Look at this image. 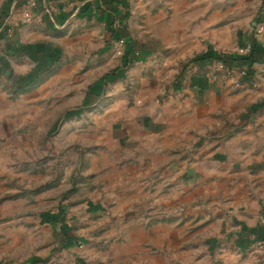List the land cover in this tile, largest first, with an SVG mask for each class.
<instances>
[{
  "label": "rangeland",
  "instance_id": "1",
  "mask_svg": "<svg viewBox=\"0 0 264 264\" xmlns=\"http://www.w3.org/2000/svg\"><path fill=\"white\" fill-rule=\"evenodd\" d=\"M143 6L129 34L134 52L127 65L125 39L113 36L104 52L101 20L94 18L95 33L79 38L76 51L62 50L66 42L49 39V26L34 22L43 30L34 62L26 63L25 33H13L23 23L9 9L0 12V44L20 50L6 53L8 60L18 56L17 65L0 66L1 220H21L36 242L55 240L43 264H264L260 236L251 233L244 248L236 241L244 222L264 211V53L247 66L253 78L242 84L203 57L234 56L247 43L264 50V0H145ZM91 39L96 49L87 48ZM146 54L147 63L160 66L140 61ZM143 66L162 71L156 114L149 116L155 124L138 113ZM120 72L125 78H117ZM202 75L224 85L204 106L209 113L192 110L188 96L190 81ZM135 152L143 162L130 161ZM238 162L252 172L236 170ZM48 212L56 216L57 236L41 228ZM19 248L18 264L31 252L27 244Z\"/></svg>",
  "mask_w": 264,
  "mask_h": 264
},
{
  "label": "crops",
  "instance_id": "2",
  "mask_svg": "<svg viewBox=\"0 0 264 264\" xmlns=\"http://www.w3.org/2000/svg\"><path fill=\"white\" fill-rule=\"evenodd\" d=\"M147 1V0H146ZM149 1V0H148ZM51 3L54 7L55 13L57 15V25L48 22L47 17L42 21L43 24H46L44 31L45 34H47V37L49 36V39H56L60 40L62 42H66L62 44V50H67L68 48L72 49L74 48V51L81 50L79 47V38H86V36L92 35L95 33L94 26L98 23L96 20H93L91 18L101 20V28L103 32V36H105V40L107 43H103L104 52L110 51L111 45L117 40L116 38H119L120 36L123 37L126 41L129 40V34L131 32V28L135 27L136 24L140 22L141 13L144 12L145 6L143 4L145 3V0H51ZM143 6V7H142ZM19 6L15 4V0H0V12L4 9H9L12 14L19 15ZM22 25V26H21ZM19 27H13V33L18 34L24 32L26 38H27V44L24 46V50H26V57L28 58V62L31 63L34 62L32 59L35 57L36 47H35V38L37 34H39L43 29L40 30L42 26H38V23H33L29 25L21 24ZM51 26V27H50ZM59 28L61 29V34H57L54 30ZM17 28V29H16ZM10 30V29H9ZM0 34H5L3 31ZM80 34H77L79 33ZM83 32V33H81ZM57 35V36H56ZM116 37V38H113ZM247 35H245L246 37ZM248 38H245L250 41ZM80 41V40H79ZM81 43V42H80ZM87 48L89 50L96 49L98 44H95L92 42V39L88 42ZM71 44H74L72 46ZM63 45L66 49H63ZM21 46V45H20ZM54 47V46H53ZM19 48V46H18ZM18 48L11 47L10 43H1L0 44V66H4L3 62L9 61L10 64L14 62V64H18L19 59L18 56L14 57L15 55L10 56V60H8L7 54H20V50ZM125 47L122 49V52L124 51ZM18 50V51H15ZM64 53H67L66 51ZM75 53V52H74ZM73 55V54H72ZM4 56H6L4 58ZM73 57H77L76 53ZM147 54L145 55V58H141L144 63H147L146 61ZM259 58V55H257ZM261 60V59H260ZM65 61V60H64ZM73 61H76L73 60ZM8 63V62H7ZM79 61L75 62L74 64H78ZM93 63V62H91ZM122 66V65H121ZM160 66L158 63L156 64H149V67H158ZM148 67V66H147ZM147 67L143 66L142 68L144 70H140L139 76L141 77V88H140V103L141 104V110H139V115L142 112L144 114V117H148L147 119L150 121V124H155L158 120L154 119V122L151 123V115L156 114V107L157 103L154 102L155 95L157 94L159 90V84L161 79L162 71L158 70L157 73L154 71L148 72L149 69H146ZM143 72V73H142ZM120 76V77H119ZM125 78L123 74L118 73L117 78ZM219 77V76H218ZM134 78V75H130L128 78H126L127 82L129 81L133 82L132 79ZM202 78V79H201ZM130 79V80H129ZM213 80L210 78H205V76L200 77H193L191 84L189 86L191 87L190 93L188 92L189 100L192 103L193 108L192 110H196L197 112L199 110H203V113H209L208 107H204L207 104L210 105V99L212 97H215L216 94L222 93V88L224 85L221 83V78H218L217 80ZM95 83H97L94 86V90H92L93 96H97V94L100 93V88L98 89V83H103L102 77L99 78ZM196 84V85H195ZM197 87L198 89L193 90V88ZM215 92H214V90ZM131 91V88H130ZM218 91V93H217ZM130 93V92H129ZM223 94V93H222ZM138 103V102H137ZM12 103H10L11 105ZM139 105V104H138ZM97 104L91 103V110L93 108H96ZM140 107V106H138ZM137 107V108H138ZM206 110V111H205ZM165 111V110H164ZM168 110L164 114H167ZM146 115V116H145ZM160 118V117H159ZM140 118L138 119V121ZM137 122V119L134 120ZM162 120H160V123ZM171 123L169 122V125ZM145 129V128H144ZM92 130V128H91ZM130 139H132V136L130 135ZM131 144V141L129 142ZM133 156H129L130 161L134 163H141L144 159L141 158V155H137V152L131 154ZM128 158V159H129ZM87 159V157H86ZM85 159V160H86ZM228 159L225 157V160ZM146 160V159H145ZM226 162V161H225ZM239 163V162H238ZM243 163H239L234 168L236 170H242L245 168V171H250L247 166L242 167ZM238 166V167H237ZM242 170L241 172H243ZM19 174V173H17ZM14 176V177H13ZM11 179H18L19 176L16 174H11ZM4 178L0 175V194L4 193ZM12 187L10 189V192H12ZM16 191L15 193H17ZM3 208L0 206V264H18V257L19 255L17 252H15V248L20 249L19 246L22 244H27L28 248H30L31 252L28 253L27 257L23 258V262L20 264H43V259L45 256H51L54 251L53 238L50 237V239L46 238L44 236L42 241L36 242L35 239L29 234L30 231L25 230L24 226L22 225L21 220L18 219H10L7 220L6 224H3L2 216H3ZM44 214V213H43ZM48 218L49 220L45 221H39L41 224V228H44L45 232H53L55 236L58 234L55 232L56 229H58L56 216L53 212H48ZM261 215V214H260ZM51 222V223H50ZM244 222V221H243ZM29 223V222H27ZM245 223V229L243 231L242 238L239 237V230L236 232L234 239L239 240L238 244L242 246L243 248L247 246L250 243V235L251 233H254L258 236H260L261 239L264 240V211L262 216H259L258 218L255 216L252 220L249 221V223ZM43 224H48V227ZM43 225V226H42ZM6 229V232L3 233V231ZM44 233V232H43ZM70 234V232H68ZM50 236V235H49ZM56 239V238H55ZM59 242H69L68 245L72 246L73 241L71 238H61L59 237L57 239ZM72 244V245H71ZM6 249V254H4L3 248ZM47 248V249H46ZM44 256V257H42ZM258 262V261H257ZM255 264V263H254ZM258 264V263H257Z\"/></svg>",
  "mask_w": 264,
  "mask_h": 264
},
{
  "label": "built area",
  "instance_id": "3",
  "mask_svg": "<svg viewBox=\"0 0 264 264\" xmlns=\"http://www.w3.org/2000/svg\"><path fill=\"white\" fill-rule=\"evenodd\" d=\"M15 4L19 6V15L15 18L16 22H21L23 24H31L37 21H43V18L47 17V19L53 23L55 21L54 7L51 3V0H15ZM55 13V14H54ZM54 15V16H53ZM54 24V23H53ZM259 32L264 35V24H262L259 28ZM255 37L257 35L253 34ZM124 40L120 39V44H123ZM249 45V46H248ZM252 45L247 43V46L240 48L235 56H247L252 51ZM184 69L186 68V72L191 71L192 62L185 63ZM224 63L223 61L216 62L217 70L221 73H229L231 72L236 78L238 84L245 83L247 81V66H238L235 64ZM212 68V67H211ZM216 69V68H213ZM257 247H263L264 240L259 238L256 242Z\"/></svg>",
  "mask_w": 264,
  "mask_h": 264
},
{
  "label": "trees",
  "instance_id": "4",
  "mask_svg": "<svg viewBox=\"0 0 264 264\" xmlns=\"http://www.w3.org/2000/svg\"><path fill=\"white\" fill-rule=\"evenodd\" d=\"M46 18V17H45ZM44 18V19H45ZM124 42L126 43L125 45V49H124V54L127 53L126 55L123 56V58L121 59L122 61V64L123 65H127V63L130 61L129 58H127V56H130L131 53L134 52V47H133V44L129 43V40L126 41L124 40ZM264 53V50H262V48H259L256 44L252 47V51L251 53H249L247 56H230V57H227V56H222V55H215L213 56L211 52H209L208 54H205V56L203 55V57L205 58H208L209 60L211 58H214L215 60L217 61H223L224 63H227L229 66L230 64H233L235 63L236 65H242V66H252L253 63H254V60H257V55L258 54H263ZM203 57H196L195 60H202ZM185 66V64L183 65V67ZM108 80L110 79L111 75L108 74L105 76ZM253 78V72L252 71H249L248 70V73H247V81H250L251 79Z\"/></svg>",
  "mask_w": 264,
  "mask_h": 264
}]
</instances>
